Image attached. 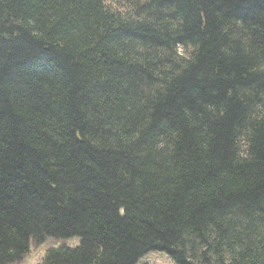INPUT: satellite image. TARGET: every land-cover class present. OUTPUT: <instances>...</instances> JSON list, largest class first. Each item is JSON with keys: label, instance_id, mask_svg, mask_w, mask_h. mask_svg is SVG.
<instances>
[{"label": "trees", "instance_id": "obj_1", "mask_svg": "<svg viewBox=\"0 0 264 264\" xmlns=\"http://www.w3.org/2000/svg\"><path fill=\"white\" fill-rule=\"evenodd\" d=\"M264 264V0H0V264Z\"/></svg>", "mask_w": 264, "mask_h": 264}, {"label": "rangeland", "instance_id": "obj_2", "mask_svg": "<svg viewBox=\"0 0 264 264\" xmlns=\"http://www.w3.org/2000/svg\"><path fill=\"white\" fill-rule=\"evenodd\" d=\"M80 243V238L77 236L70 238H48L40 244H36L33 241L30 243L29 252L25 257L13 264H40V261L44 257L47 249L51 247H59L62 245L77 246ZM137 264H175L170 256L161 251H150L138 261Z\"/></svg>", "mask_w": 264, "mask_h": 264}]
</instances>
